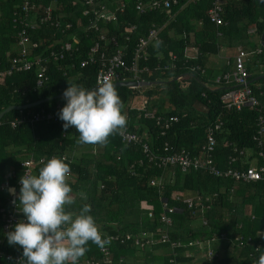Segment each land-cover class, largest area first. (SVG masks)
Returning <instances> with one entry per match:
<instances>
[{"label": "trees", "instance_id": "1", "mask_svg": "<svg viewBox=\"0 0 264 264\" xmlns=\"http://www.w3.org/2000/svg\"><path fill=\"white\" fill-rule=\"evenodd\" d=\"M74 1L59 0L54 13L62 14V19L72 22L73 30H76L74 20L80 8ZM124 1L126 3L124 15L118 17L116 25H107L108 34H118L126 23L133 25L136 29L130 34L131 48L151 23L164 25L159 33L160 41L156 48L148 50L150 58L147 65H153L156 58L162 63L166 62L168 54L176 56L178 63L173 71L144 77L143 82L149 86H145L143 92L140 91L141 88L116 87L124 103L122 114H126L127 117L126 130L143 137L153 152L161 153L162 143H167L174 148H184L195 155L203 141L205 127L219 118L223 122V127L216 137L214 153V162L219 168L225 165L224 161L231 154L233 147L252 149L251 137L255 132L257 113L247 108H242L238 112L225 110L221 106L219 97L225 87L215 82L216 76L213 67L208 65L207 57L217 55L220 47L231 49L235 46L234 42L242 40L247 28L253 27L257 40L250 44L249 49L258 47L261 53L256 57L258 64H255L254 60H251V63L257 67L261 66L263 73L252 76L254 81L250 82L249 86L264 84V63L261 60L264 53V34L260 40L264 32V0L227 1L222 6L221 14L224 26H214L205 17V12L209 8L208 0L187 4L178 12H176L178 8L172 9L171 13L174 14L172 20H167L163 13L137 15L132 10V1ZM40 2L46 5L50 0ZM13 7L14 0H0V70L8 67V59L15 54L14 31L10 24ZM216 32L220 33V36H216ZM78 35L79 53L75 55L77 59L72 60V63L81 59L90 45L83 34ZM43 40L36 54L45 55L48 51ZM188 48L196 52V63L204 69L202 75L188 74L181 68L179 61L182 60L184 50ZM69 63L68 60L56 64L50 62L47 73L49 81L40 89L34 90L35 76L32 70L12 74L0 85V111L8 106H21L50 98L21 112L9 111L0 118V184L5 181L13 184L21 175L19 164L25 159L47 160L53 155L64 156L65 163H68L71 169L66 183L73 189L72 195L77 198L76 204L70 210H78L84 203L90 204L89 214L94 217L103 236L155 232L160 227L159 216L162 214L160 203L164 200L168 206L174 208L170 215L172 226L168 231L171 241L186 243L194 239H207L220 232L227 236L233 234L253 236L261 233L260 247L264 248V181L244 184L208 177L200 172L180 174L176 171L172 179L165 176L163 190L159 193L156 188L149 186L148 181L160 178V171L144 164L134 167L133 175H129L127 167L135 164L141 155L137 147L122 145L118 135L111 136L106 147H100L77 143L79 133L73 127L65 131L63 125L39 122L24 123L11 129L8 122L22 114L40 109L58 113L55 106L59 105L61 109L65 106L66 100L54 97L64 92L69 86L68 82L83 85L87 89L94 87L97 72L95 66L79 68L76 65L69 69ZM230 68L231 66L226 67L223 64L217 72L221 75ZM179 76L181 78L177 79ZM256 92L254 90L260 105L264 108V97H259ZM136 97L147 99L146 110H154L165 119L174 116L177 121L160 136L153 120L144 119L142 111L129 108V102ZM40 167L42 164L36 165L31 174L38 175ZM9 171H13V178L6 177ZM81 191L87 194L86 201L79 198ZM172 194L182 196L214 194L210 209L203 212L206 226L195 220L181 203L172 201L170 199ZM142 202L151 206L150 217L147 216L148 212L140 207ZM0 207H6L1 192ZM246 208L248 212H245ZM237 224H241L240 229L236 228ZM1 236L0 230V238ZM88 247L89 251L80 260L91 257L99 259V248L91 242ZM110 249L113 258L122 255L125 263L135 264H167L170 253L166 245H158L150 250H137L111 243ZM218 249L219 258L215 264H254V261L259 259L258 252L252 258H248L245 252L229 249L226 242H219L214 246V250ZM0 250L4 253L23 254L21 247L9 245L7 235L0 244ZM175 260L179 264H191V260L183 258L181 252H178ZM201 264L208 263L201 261Z\"/></svg>", "mask_w": 264, "mask_h": 264}, {"label": "built area", "instance_id": "2", "mask_svg": "<svg viewBox=\"0 0 264 264\" xmlns=\"http://www.w3.org/2000/svg\"><path fill=\"white\" fill-rule=\"evenodd\" d=\"M58 1L50 0L49 3L43 5L40 0H14L10 24L11 29L14 31L15 54L8 59V67L0 70V85L5 78L12 74L32 70L35 76L34 90L40 89L49 81L48 64L50 62L56 64L66 60L70 62L69 69H73L76 65L79 68L95 66L97 72L94 87L97 86L98 79L104 77L109 78L113 83L143 82L144 77L154 73L161 74L176 69L177 59L172 54H168L167 61L164 63L156 58L153 65H147L150 58L148 50L149 48H156V44L160 41L159 33L164 25L151 23L145 33L136 39L131 48H129L130 34L136 29L133 25L126 23L118 34H108L107 25H116L118 17L124 15L126 10L124 0H75L74 2L80 8L74 20L76 30H73L74 24L72 22L62 19V14L54 13ZM131 1L132 10L137 15L163 13L166 15L167 20H172L174 16L171 13L172 9L178 8L176 11L178 12L187 4L199 0ZM208 1L209 8L205 12V17L214 26H224L225 23L221 17L222 6L227 1L233 0ZM79 33L89 40L90 45L85 50L84 56L77 62L72 63V60L77 59L75 55L79 53ZM216 36H220V33L216 32ZM43 38L47 40H43ZM42 40L46 43V49H48L45 55L35 53ZM260 53L261 49L258 47L249 51L236 48L231 68L215 79L216 83L225 87L224 92L219 97L220 104L225 110L238 112L242 108H247L257 113L255 132L251 137L252 149L233 147L231 154L224 161L225 165L219 168L214 162L215 147L217 145L216 137L221 133L223 127V122L219 118H216L205 127L203 141L198 146L195 155L190 154L184 148H174L167 143H162L161 153L160 151L159 153L153 152L143 137L126 130L124 135H118L120 143L124 146L137 147L141 155V158L135 164L127 167L129 175H133L134 167H140L144 164L160 171V178L148 181L149 186L156 188L159 193L163 190L165 176L172 179L176 171L180 174L200 172L208 177L244 184L264 181V108L260 105L259 99L254 93L255 90L259 97H264V84H255L250 87L249 74L245 66V62L249 58H254V63L258 64L256 57ZM196 62V56L188 55L185 49L182 60L179 61L181 68L188 74L202 75L204 69ZM180 78L181 76L177 77V79ZM138 98L136 97L129 102V108L142 111L144 119L153 120L154 125L159 130V135L163 136L170 125L177 121V118L171 116L165 119L157 115L154 110H146L147 99L141 97L137 101ZM55 109L59 111L60 106H55ZM39 122L63 125V121L58 118V113L40 109L13 118L8 122V126L14 129L24 123L34 124ZM61 158H64V156H61ZM47 160L44 158L38 160L28 158L21 161L19 164L21 175L31 173L36 165ZM236 165L245 166V168H237ZM8 176L13 178V171L6 173V177ZM20 177L13 184H9L7 181L0 184V192L6 205V207H0V230L2 233L0 244L6 233L11 231L18 221L25 219L23 213L17 207V197L21 187ZM68 179L69 175L66 177V181ZM10 189H15V195L10 192ZM213 198H215L214 194L212 196L172 194L170 197L172 201L181 203L202 226H206L203 212L210 209ZM13 200H16L17 204H14ZM160 204L162 209V214L159 216L160 227L155 232L114 234L104 237H110L111 243L137 250H150L158 245H166L170 252L167 264H179L175 260L178 257V252H181V256L190 259L191 262L201 260L208 264H215V261L219 258V249L214 250V246L218 245L219 242H226L229 248L245 252L248 258H252L257 252L256 248L260 247L261 233H256L253 236L238 234L227 236L225 233L220 232L218 235H212L207 239H194L186 243L171 241L168 237V231L172 226L170 215L174 212V208L168 206L164 200H161ZM140 207L148 212V217L151 216V206L142 202ZM236 228L240 229L241 224H237ZM110 244L105 245L103 249H98L99 259L85 258L79 260L78 264H135L125 263L122 255L113 258ZM21 258L22 255L20 254L4 253L0 250V264H20Z\"/></svg>", "mask_w": 264, "mask_h": 264}, {"label": "clouds", "instance_id": "3", "mask_svg": "<svg viewBox=\"0 0 264 264\" xmlns=\"http://www.w3.org/2000/svg\"><path fill=\"white\" fill-rule=\"evenodd\" d=\"M68 85L63 92L66 104L59 110L58 118L65 131L73 127L79 133L77 143L106 147L111 136L124 135V103L109 78L98 79L97 87L91 90L76 83ZM41 164L38 175L25 173L20 177L18 204L16 200L13 203L25 219L6 233L8 243L23 249L20 264H78L89 251V242L103 249L111 238L98 230L89 214L90 204L70 210L77 198L66 183L71 169L64 158L53 155ZM10 192L15 195V189ZM79 198L88 199L83 191ZM256 251L259 259L254 264H264V248L257 247Z\"/></svg>", "mask_w": 264, "mask_h": 264}, {"label": "crops", "instance_id": "4", "mask_svg": "<svg viewBox=\"0 0 264 264\" xmlns=\"http://www.w3.org/2000/svg\"><path fill=\"white\" fill-rule=\"evenodd\" d=\"M251 30H254V29H251ZM237 48L243 49V47H237ZM186 50H187V54L188 55L196 56V52L194 50L189 49V48L186 49ZM223 50H224V47H220L219 53L217 55H210V56L207 57L208 65L213 67L214 75L216 76V78L220 76L219 75L220 72H217V71H219V67H221L223 64L226 67H228V66L230 67L231 66V63H232V60H233V56L235 55V52H236V49H235V52H233V50H232V54L231 55H226L224 57V55L222 56V51ZM243 50L244 51H249L250 49H248V50L243 49ZM251 60H254V58H249V60H246L245 66H246L248 74H249V81L253 82L254 80H252L251 77L254 76V75H262L263 68L261 66H258V67L254 66L251 63Z\"/></svg>", "mask_w": 264, "mask_h": 264}, {"label": "water", "instance_id": "5", "mask_svg": "<svg viewBox=\"0 0 264 264\" xmlns=\"http://www.w3.org/2000/svg\"><path fill=\"white\" fill-rule=\"evenodd\" d=\"M263 34H264V32H262V34L260 36V40H262ZM114 84L116 85V87H126V88H143L145 86H149L148 83H144V82H115ZM96 87H93L91 89H94ZM91 89H89V90H91ZM54 98L55 99H62L63 98V93L55 96ZM49 99L50 98H45V99L38 100V101H35V102H32V103H27V104H24V105H21V106H8L5 109L0 111V118L4 114L8 113L9 111H19V110L29 109V108L37 106V105H39L41 103H44V102L48 101Z\"/></svg>", "mask_w": 264, "mask_h": 264}, {"label": "rangeland", "instance_id": "6", "mask_svg": "<svg viewBox=\"0 0 264 264\" xmlns=\"http://www.w3.org/2000/svg\"><path fill=\"white\" fill-rule=\"evenodd\" d=\"M250 28V27H249ZM249 28H247V30H246V34H245V36L242 38V40L240 41V42H234L233 44L235 45V46H233V47H231V49H229L228 50V48L226 49V47H224V50L222 51V56L224 55V57L226 56V55H231L232 54V50H233V52H235V49L237 48V47H243V49H245V50H248L250 47V44L251 43H253V42H255L256 40H257V36L254 34V30H251V29H253V27H251L250 29ZM256 39V40H255ZM251 49V48H250ZM230 52V53H229ZM261 60L263 61V63H264V53H263V55H262V57H261ZM145 88L143 87V88H141V92H143V90H144ZM140 98L141 97H139L138 99H137V101H139L140 100ZM245 212H248V208H246V210H245ZM229 249H231V248H229ZM231 252V251H230ZM191 264H201V261L199 260V261H195V262H191Z\"/></svg>", "mask_w": 264, "mask_h": 264}]
</instances>
